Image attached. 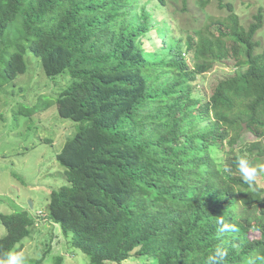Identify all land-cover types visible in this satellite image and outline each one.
<instances>
[{"label":"trees","instance_id":"1","mask_svg":"<svg viewBox=\"0 0 264 264\" xmlns=\"http://www.w3.org/2000/svg\"><path fill=\"white\" fill-rule=\"evenodd\" d=\"M150 2L0 0V88L29 71L28 53L49 78H71L55 104L76 134L57 155L67 184L46 217L88 264H206L216 246L225 264H264V187L236 165L264 163L263 10L246 28L228 4L183 41ZM230 60L243 72L205 94L199 78ZM0 221V258L22 252L35 218ZM44 259L29 264H65Z\"/></svg>","mask_w":264,"mask_h":264},{"label":"rangeland","instance_id":"2","mask_svg":"<svg viewBox=\"0 0 264 264\" xmlns=\"http://www.w3.org/2000/svg\"><path fill=\"white\" fill-rule=\"evenodd\" d=\"M150 1L149 7L157 20L162 23L167 19L174 37L183 41L211 20L226 19L232 14L228 4L246 28L260 10L264 13V0H211L206 8H202L198 0H188L187 6L184 0H166L164 6L158 0ZM257 39L264 44V28ZM152 48L153 56L159 58L160 46ZM30 56V53L26 56L29 71L0 88V217L28 211L35 218L37 225L20 252L26 264L43 257L47 263L55 256H63L65 264H88V256L71 247L72 234L67 239L60 225L46 217L51 193L67 184L57 155L76 134L71 126L73 122L59 116L55 104L59 94L70 85L71 78L69 75L49 78L40 61ZM242 72L237 69L236 60H230L217 64L213 71L199 78L198 84L210 96L220 80ZM47 103L51 107L44 112L32 116L22 113V110H33ZM258 178L264 187V177L258 175ZM5 233L0 221V238Z\"/></svg>","mask_w":264,"mask_h":264},{"label":"clouds","instance_id":"3","mask_svg":"<svg viewBox=\"0 0 264 264\" xmlns=\"http://www.w3.org/2000/svg\"><path fill=\"white\" fill-rule=\"evenodd\" d=\"M236 165L244 183L248 184L249 188H253L258 175L264 173V163L253 164L244 156L237 159ZM225 171L230 172L231 169L225 165ZM220 223L223 224L222 221ZM229 230L234 231L235 227L224 225L220 228L221 232ZM227 256L228 252L225 248L216 246L207 256L206 264H225ZM0 264H26V261L22 253L9 251L6 258H0ZM249 264H254V262L250 261Z\"/></svg>","mask_w":264,"mask_h":264}]
</instances>
